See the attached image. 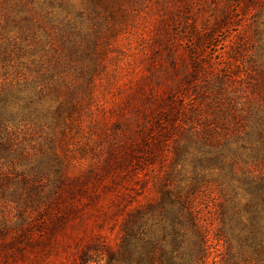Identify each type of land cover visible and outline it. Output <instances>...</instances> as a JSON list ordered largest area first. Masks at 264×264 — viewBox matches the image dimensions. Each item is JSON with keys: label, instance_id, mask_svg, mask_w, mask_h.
Listing matches in <instances>:
<instances>
[{"label": "trees", "instance_id": "obj_1", "mask_svg": "<svg viewBox=\"0 0 264 264\" xmlns=\"http://www.w3.org/2000/svg\"><path fill=\"white\" fill-rule=\"evenodd\" d=\"M156 1L163 14L140 75L110 109L109 128L96 129L111 139L100 148V138L91 140L94 146L81 145L79 160L86 165L72 172L68 142L83 131V95L92 92L102 67L96 41L82 24H96L122 0H79L78 6L0 0V239L10 233L7 207L20 227L0 241V252L45 243L58 227L87 215L81 212L96 202L101 187L114 193L103 218L118 228L116 242L103 241L106 264H264V128L257 121L239 130L233 94L243 79L223 72L236 56L200 64L180 61L171 49L178 39L169 26L183 20L185 40L195 49L228 25V11L208 0L212 13L199 25L191 18L193 0ZM258 1L231 4L247 12ZM49 97L53 103L44 110ZM47 122L51 133L43 131ZM56 148L65 150L67 161ZM155 164L166 168L154 183L157 197L149 200L146 173ZM209 187L217 191L213 219L203 213L202 193ZM32 227L42 236L31 237Z\"/></svg>", "mask_w": 264, "mask_h": 264}, {"label": "rangeland", "instance_id": "obj_2", "mask_svg": "<svg viewBox=\"0 0 264 264\" xmlns=\"http://www.w3.org/2000/svg\"><path fill=\"white\" fill-rule=\"evenodd\" d=\"M70 1L78 6L79 0ZM207 1L200 2V5L193 0L195 5H192L193 16L191 18L199 25L212 13V3ZM217 1L222 7L221 10L228 11V25L216 33L211 40L202 45L197 44V47L193 49L191 44L185 40V26L182 25L185 23L183 20H179L177 24L169 26L172 39L174 41L178 39L176 47L171 49L175 54H180V61L194 60L200 64L223 62L231 53L232 56H236L235 61L227 62L224 68L221 66L219 68H223L225 73H236L243 79V82L234 84L233 94L234 108L242 119V128L239 130L246 131L253 127L257 121L263 122L261 127L264 128V0L253 4L247 9V12L243 4H231V0ZM159 2L161 1L157 3L156 0H122L119 7L114 8L111 12H103V15L96 17V24L90 19L85 20L82 24L83 29L88 31V34L96 41L94 53L98 54L100 59L98 58L97 62L99 61L102 67L98 75L93 77L92 92L89 95H83L80 111L83 131L68 142L67 150L74 154L73 158H69V163H73L70 171H80L86 165L85 161L79 160L81 156H84L79 155L81 145L88 146L93 144L91 140L96 138L95 142H97L100 138V148L108 139H111L104 137L105 130L96 132V129L109 128V124L112 122L109 114L110 109L140 75L143 67V54L155 34V22L163 14L161 10H156L161 4ZM14 33L11 32L8 36H13ZM50 99L51 97L45 99L41 108L45 110L50 104L52 105L53 102ZM48 125L49 122L46 123L43 131L51 133L52 126ZM54 134L55 137L59 136L58 131H54ZM29 145L34 146L36 142H30ZM56 153L62 159L66 158L65 150L56 148ZM92 157L98 156L92 155ZM170 157L171 155L168 153L165 163L170 160ZM65 161L67 160L65 159ZM78 161L80 164H77ZM25 167L21 166L19 169L25 170ZM165 168V165L161 168L157 164L148 168L146 174L149 176V180L144 191L146 199L151 200L157 197L154 183L159 180ZM138 176H142L141 172L138 173ZM106 181L108 179L103 181V184ZM40 185L41 189L46 192L48 181L45 180V176L42 177ZM135 188L138 190L137 186ZM138 191L143 190L139 189ZM95 192L99 194V198L81 212H87V215L76 217L64 227H58L54 234L49 235L50 237L45 243L33 244L31 247L23 245L18 249L9 246L5 252H0V264H106L107 258L103 252V241L113 244L118 239L117 225H114L110 220L105 221L103 218L104 212L109 209V202L114 193L112 191L104 192L101 187H96ZM202 194L203 213L206 218L213 219L212 213L217 199V191L214 187H209ZM140 200L143 199L140 198ZM82 201L85 202V199ZM7 208V212L9 211L10 214L7 215L5 227L10 230V233L4 237V240L9 241L20 227L15 226L17 219L13 215V207ZM42 229L46 234L47 228L44 226ZM30 232L33 238L42 236L37 227L30 228ZM34 245L35 247H33ZM115 264L121 263L117 261Z\"/></svg>", "mask_w": 264, "mask_h": 264}]
</instances>
